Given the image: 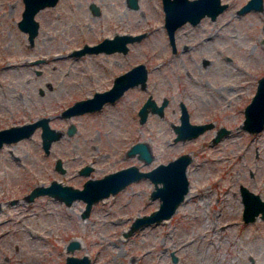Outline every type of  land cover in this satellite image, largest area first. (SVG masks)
Here are the masks:
<instances>
[{
  "label": "rangeland",
  "instance_id": "obj_1",
  "mask_svg": "<svg viewBox=\"0 0 264 264\" xmlns=\"http://www.w3.org/2000/svg\"><path fill=\"white\" fill-rule=\"evenodd\" d=\"M224 1L215 19L203 15L195 24L178 25L174 51L161 0H139L137 7L126 0H57L36 12L33 44L17 24L23 0H0V127L47 115L50 126L62 130L48 152L39 126L0 147V264H59L68 253H86L90 264H264V216L243 220L239 189L243 183L264 198V126L255 132L241 126L244 106L264 74V0L262 8L241 13L246 0ZM116 31L145 34L124 53H71ZM140 61L148 68L144 87L95 112L61 113ZM149 94L168 102L162 114L149 111L140 122L137 106ZM179 100L191 121L213 125L174 139ZM71 123L75 130L68 133ZM221 126L229 131L213 141ZM137 140L151 146L150 161L127 153ZM183 151L192 156L189 195L168 218L127 235L136 215L159 205L148 176L94 201L86 216L82 198L67 204L48 193L25 197L53 178L81 186L89 175L132 162L149 169ZM58 158L63 171L55 166ZM87 163L91 171L80 172ZM70 240L79 245L68 249Z\"/></svg>",
  "mask_w": 264,
  "mask_h": 264
},
{
  "label": "water",
  "instance_id": "obj_2",
  "mask_svg": "<svg viewBox=\"0 0 264 264\" xmlns=\"http://www.w3.org/2000/svg\"><path fill=\"white\" fill-rule=\"evenodd\" d=\"M57 0H23L24 7L20 18L17 20L18 26L27 31L29 44H33L34 37L38 32L39 21L35 17L36 12L46 5H53ZM128 5L137 7V0H127ZM164 10V25L166 27L169 39L174 44L175 28L186 20L197 22L204 14L211 17L227 6V2L221 0H162ZM90 8L93 13H99L100 8L94 1L90 2ZM263 0H246L238 9V12H244L250 8H262ZM145 31L137 33H115L112 37H104L93 44L84 43L82 46L71 50L73 54H81L85 51H98L101 49L112 50L123 48L126 50V42L133 39H140ZM40 60V59H38ZM148 68L144 62L140 61L125 71L116 74L112 85L104 90H95L91 96L75 100L62 110V114L70 115L72 113L84 112L100 108L104 101L113 100L119 96L123 90L131 84L139 83L144 87L147 83ZM167 102V97H163L161 103H156L155 99L149 94L139 107L140 121H144L148 111H155L158 114L163 113V106ZM213 125L212 121L193 122L189 118V112L184 102L181 104L179 121L173 125L175 131L174 139H184L196 136L206 128ZM40 127L41 144L45 152H48L52 140L62 134V130L56 129L49 124V117L42 115L36 119L15 123L0 127V147L5 142L15 141L24 136L30 135L36 127ZM242 127L250 132L259 131L264 126V74L257 80L255 92L250 101L245 105ZM75 130L73 123L67 127V132ZM229 131L225 126L219 127L212 137L213 141ZM138 152V156L145 161H150L154 154L149 143L145 140L133 142L127 149L128 154ZM191 154L183 151L167 161H160L149 169H141L138 165L129 164L111 172H107L100 177H88L84 180L81 187L70 183L62 182L58 179H51L46 184H37L33 186L26 194L28 200H32L36 195L48 193L63 200L65 203H71L75 198L84 200V207L81 211L82 216H86L91 209L92 203L110 193L116 192L126 183L141 176H148L154 183L150 191V196H158L160 202L158 207L149 212L136 215L124 234L127 235L134 229L168 218L183 200L189 189V178L187 176V164L191 160ZM55 166L61 171L64 170L61 159L58 158ZM90 165L84 164L80 171L89 173ZM241 198L243 202L242 218L244 221L253 220L257 215L264 216V198L259 192L250 189L247 185H239ZM11 201H14L13 199ZM1 207V202H0ZM77 240H70L67 244L68 249L72 250L78 246ZM176 254L172 258L176 260ZM59 264H90L88 254L76 255L68 253L65 260Z\"/></svg>",
  "mask_w": 264,
  "mask_h": 264
},
{
  "label": "flooded vegetation",
  "instance_id": "obj_3",
  "mask_svg": "<svg viewBox=\"0 0 264 264\" xmlns=\"http://www.w3.org/2000/svg\"><path fill=\"white\" fill-rule=\"evenodd\" d=\"M137 1H139V0H137ZM126 3H127V5H128V2H127V0H126ZM161 5H162V9H163V3H162V0H161ZM129 6V5H128ZM131 7V6H130ZM208 16V17H210L211 19H215L216 18V16H214V17H211L209 14H204V16ZM203 17V15L200 17V18H202ZM200 20V19H199ZM187 21V20H186ZM185 21V22H186ZM188 22H190V23H192V24H195L196 22H192V21H188ZM198 22V21H197ZM175 32V31H174ZM115 33H124L123 31H116V32H114L113 33V36H114V34ZM130 33H132V32H130ZM134 33V32H133ZM137 33V32H136ZM112 37V36H111ZM169 37V36H168ZM136 40H138V39H133V40H131V41H127L126 42V50H124L123 48H116V49H112V50H106V49H101V50H98V51H106V52H122V53H124V52H127L129 49H130V47H131V45L133 44V43H135L136 42ZM170 40V39H169ZM170 43H171V41H170ZM174 44H175V48L173 49V47H172V43H171V47H172V49L175 51L176 49H177V46H176V42H175V38H174ZM186 47V45L183 47V48H185ZM136 63H138V62H136ZM136 63H134V64H132L131 66H133V65H135ZM130 66V67H131ZM130 67H128V68H130ZM128 68H126V69H128ZM125 69V70H126ZM125 70H123V71H125ZM123 71H121V72H123ZM120 72V73H121ZM148 76V75H147ZM113 80V79H112ZM113 82V81H112ZM112 85V83L111 84H108L107 86H104L103 88H101V89H94V90H104V89H107V88H109L110 86ZM139 83H135V84H131V85H128L124 90H123V92L119 95V96H117L115 99H113V100H106V101H104L103 102V104L101 105V107L100 108H97V109H93V110H86V112H95V111H98V110H100L106 103H108V102H114V101H116V100H119L124 94H126V92H129V91H131V90H133L135 87H139ZM141 86V85H140ZM148 96V95H147ZM147 98V97H146ZM145 98V99H146ZM144 99V100H145ZM251 99V98H250ZM144 100L141 102V104L144 102ZM163 100V97L161 98V100L160 101H156V103L158 104V103H161V101ZM250 101V100H249ZM248 101V102H249ZM167 102H168V99H167ZM167 102H166V104H167ZM182 100H179L178 101V103H179V114H180V110H181V104H182ZM247 102V103H248ZM140 104V105H141ZM166 104L163 106V111H164V109H165V106H166ZM140 105L139 106H137V110H136V117H137V119H138V121H140V115H139V113H138V111H139V107H140ZM186 105V104H185ZM246 105V104H245ZM187 107V106H186ZM244 109H245V106H244ZM188 110V109H187ZM149 111H151V110H149ZM149 111H148V113H149ZM151 112H153V111H151ZM155 112V111H154ZM188 112H189V110H188ZM148 116V115H147ZM147 118V117H146ZM205 121H211V120H204V121H199V122H205ZM141 122V121H140ZM177 122H172L171 123V125H172V127H173V125L174 124H176ZM214 135V134H213ZM213 137V136H212ZM137 154V156H138V153H136ZM139 157V156H138ZM87 164H89L91 167H90V171H91V169L93 168V165L92 164H90V163H87ZM129 164H135V163H128V164H125V165H120L119 167H116V168H113V169H111V170H108V171H105V172H103L102 174H100V175H92V176H87L85 179H87L88 177H100V176H102V175H104L105 173H107V172H111V171H114V170H116V169H119V168H121V167H124V166H127V165H129ZM136 165V164H135ZM80 170V169H79ZM89 171V172H90ZM81 172V171H80ZM88 174V173H87ZM84 179V180H85ZM84 180L82 181V184H83V182H84ZM134 180V179H133ZM133 180H131V181H133ZM61 181V180H60ZM130 181V182H131ZM66 183V182H65ZM129 183V182H128ZM71 184V183H70ZM82 184H81V186H82ZM127 184V183H126ZM75 186H77V185H75ZM81 186H79V187H81ZM125 186V185H124Z\"/></svg>",
  "mask_w": 264,
  "mask_h": 264
},
{
  "label": "bare ground",
  "instance_id": "obj_4",
  "mask_svg": "<svg viewBox=\"0 0 264 264\" xmlns=\"http://www.w3.org/2000/svg\"><path fill=\"white\" fill-rule=\"evenodd\" d=\"M224 34H225V33H224ZM236 35H237V33H236ZM229 36H231V35H229ZM224 38H225V36H224ZM233 38H234V37H233ZM233 38H232V39H233ZM229 39H230V38H229ZM224 40H225V39H224ZM227 40H228V38H227ZM237 40H239V39H237ZM8 67H9V66H8ZM4 69H5V68H4ZM4 69H3V70H4ZM190 193H192V192H190ZM186 195L188 196V195H189V192H187ZM103 198L105 199V197H103ZM103 198H101V199H103Z\"/></svg>",
  "mask_w": 264,
  "mask_h": 264
}]
</instances>
